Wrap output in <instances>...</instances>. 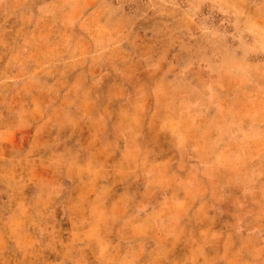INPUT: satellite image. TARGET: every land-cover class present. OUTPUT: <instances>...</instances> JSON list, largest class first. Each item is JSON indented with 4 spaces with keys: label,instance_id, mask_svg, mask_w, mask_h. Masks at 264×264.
Listing matches in <instances>:
<instances>
[{
    "label": "rangeland",
    "instance_id": "374dc122",
    "mask_svg": "<svg viewBox=\"0 0 264 264\" xmlns=\"http://www.w3.org/2000/svg\"><path fill=\"white\" fill-rule=\"evenodd\" d=\"M0 264H264V0H0Z\"/></svg>",
    "mask_w": 264,
    "mask_h": 264
}]
</instances>
